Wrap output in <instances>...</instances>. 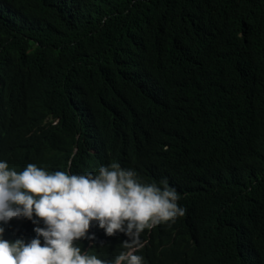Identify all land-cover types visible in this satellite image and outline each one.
<instances>
[{
  "label": "trees",
  "instance_id": "16d2710c",
  "mask_svg": "<svg viewBox=\"0 0 264 264\" xmlns=\"http://www.w3.org/2000/svg\"><path fill=\"white\" fill-rule=\"evenodd\" d=\"M0 144L166 179L156 264H264V0H0Z\"/></svg>",
  "mask_w": 264,
  "mask_h": 264
},
{
  "label": "clouds",
  "instance_id": "9594fccd",
  "mask_svg": "<svg viewBox=\"0 0 264 264\" xmlns=\"http://www.w3.org/2000/svg\"><path fill=\"white\" fill-rule=\"evenodd\" d=\"M2 157L0 264H144L143 256L156 264L142 232L185 212L166 179L142 182L119 163L71 170V160L53 169L31 161L16 168ZM105 243L115 249L98 258Z\"/></svg>",
  "mask_w": 264,
  "mask_h": 264
},
{
  "label": "bare ground",
  "instance_id": "6f19581e",
  "mask_svg": "<svg viewBox=\"0 0 264 264\" xmlns=\"http://www.w3.org/2000/svg\"><path fill=\"white\" fill-rule=\"evenodd\" d=\"M96 150L98 151L97 154H96V160H99L101 157H103V151L102 150H99L98 147L96 148ZM2 159H4V157H2L0 155V160H2ZM106 159H107V156L104 157V160H106ZM26 229H27V227H26ZM100 232H101L100 230H97V235H99ZM30 237H32L31 234H28V238H30ZM105 244L108 245L107 243H105ZM94 246L95 245H93L92 243H89L88 249L91 251L94 248ZM96 246H98V243L96 244ZM160 254H161V250L158 252V255L159 256H160ZM159 256H156V257H159ZM98 258H99V255H98ZM143 258H144V264H147L150 261V256H143Z\"/></svg>",
  "mask_w": 264,
  "mask_h": 264
}]
</instances>
